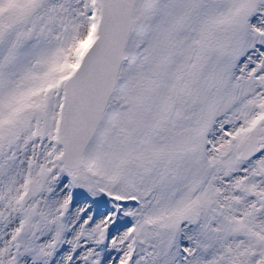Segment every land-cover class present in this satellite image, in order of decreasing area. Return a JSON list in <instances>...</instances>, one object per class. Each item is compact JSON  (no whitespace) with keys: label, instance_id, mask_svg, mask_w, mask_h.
<instances>
[{"label":"snow or ice","instance_id":"obj_1","mask_svg":"<svg viewBox=\"0 0 264 264\" xmlns=\"http://www.w3.org/2000/svg\"><path fill=\"white\" fill-rule=\"evenodd\" d=\"M0 264H264V0H0Z\"/></svg>","mask_w":264,"mask_h":264}]
</instances>
